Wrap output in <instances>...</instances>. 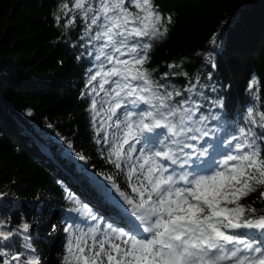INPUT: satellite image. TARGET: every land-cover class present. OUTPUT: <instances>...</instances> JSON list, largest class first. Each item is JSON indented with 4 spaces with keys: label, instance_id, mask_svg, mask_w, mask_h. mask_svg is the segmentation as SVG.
Masks as SVG:
<instances>
[{
    "label": "snow or ice",
    "instance_id": "1",
    "mask_svg": "<svg viewBox=\"0 0 264 264\" xmlns=\"http://www.w3.org/2000/svg\"><path fill=\"white\" fill-rule=\"evenodd\" d=\"M59 11L68 17L66 28L79 18L81 38L93 44L98 70L88 84L98 82L99 90L92 88L91 112L93 119L104 113L96 134H103L115 167L127 169L132 193L107 177L117 199L88 174L114 211L99 217L110 221L107 226L87 220L67 224L61 264H264V208L242 203L264 187V101L258 76L252 75L246 91L259 106L250 105L243 123L232 125L219 113L200 112L202 103L191 96L175 101L151 75L155 69L145 67L152 45L144 38L166 36L172 23L155 0H64ZM55 19L59 26L62 17ZM221 38L214 33L210 43ZM101 93L105 98L98 101ZM222 105L220 100L212 106ZM209 120L216 121L213 128ZM217 128L228 131V137H220ZM67 199L84 217L97 218L75 195ZM257 199L264 202V191ZM21 227L27 233L30 225ZM0 237L8 238L2 231ZM24 255L0 254V264H39Z\"/></svg>",
    "mask_w": 264,
    "mask_h": 264
},
{
    "label": "trees",
    "instance_id": "2",
    "mask_svg": "<svg viewBox=\"0 0 264 264\" xmlns=\"http://www.w3.org/2000/svg\"><path fill=\"white\" fill-rule=\"evenodd\" d=\"M62 2L0 0V187L4 190L0 231L8 237H0V254L24 252L22 259L36 257L39 264H61L67 237L64 228L84 216L67 199L70 178L38 141L94 192L88 174L111 191L114 188L107 177L114 183L120 178L103 134H96L104 113L93 119L91 112L92 88L99 90L97 82L88 84L98 69L93 44L81 38L84 23L79 18L74 26L64 27L68 17L59 11ZM155 3L162 14L172 16V23L167 25L166 36L144 38L152 45L145 67L155 69L153 78L173 92L175 101L191 96L202 103L200 112L205 115L211 111L232 125L243 123L248 107L259 106L246 91L253 74L260 79L264 101V0ZM57 15L62 17L59 26ZM214 33L222 37L215 45L210 43ZM177 91L181 96H175ZM101 99L103 93L97 97ZM220 100L222 107L212 106ZM215 125L216 121H208L209 128ZM217 134L229 135L220 128ZM260 191L264 187L242 203L264 208V202L257 199ZM40 197H50L51 203L41 206ZM23 223L30 225L27 233Z\"/></svg>",
    "mask_w": 264,
    "mask_h": 264
},
{
    "label": "rangeland",
    "instance_id": "3",
    "mask_svg": "<svg viewBox=\"0 0 264 264\" xmlns=\"http://www.w3.org/2000/svg\"><path fill=\"white\" fill-rule=\"evenodd\" d=\"M107 66V65H106ZM97 84H98V82H97ZM105 87H109L108 85H105ZM103 97H104V94H103ZM105 98V97H104ZM105 108L107 109V105L105 104ZM118 111H123V109H121V110H118ZM111 131H112V129H111ZM42 143V142H41ZM40 144V143H39ZM44 146V145H43ZM42 149V151H44V149L43 148H45V147H42V145L40 146ZM47 147V146H46ZM137 147H139V145H137ZM40 150V149H39ZM52 161V160H51ZM53 162V161H52ZM127 169L126 168H123L122 167V169L120 170V172H119V175L121 176V179H117L116 180V178H115V183H116V186L121 190V191H123V192H125V193H127V194H129V195H132V193H131V191H130V187H129V185H128V179H127ZM82 193H84V196H85V198H88V200H91V201H98L97 199H94V198H92L90 195L91 194H89L87 191H88V188L85 186V185H79L78 184V187H77ZM77 188H76V190H77ZM68 192L70 193V194H72V195H77L79 198L80 197H82L81 196V194L79 195L78 194V191H76V192H73V189H69L68 190ZM86 192L88 193V194H86ZM74 193V194H73ZM0 194L2 195V194H4V190L0 187ZM5 196V195H4ZM38 200H39V202H40V205L41 206H43V207H46L47 205H49L50 203H51V199H50V197H40V198H38ZM85 204H86V200L85 199H83L82 200ZM89 206V205H88ZM90 207V206H89ZM101 208H103V210H107L108 208L109 209H111V210H113L114 211V209L112 208V207H106V206H100ZM127 207V206H126ZM113 211H110L111 213L113 212ZM94 212H96L95 210H94ZM95 216L97 217V215L95 214ZM101 219L99 218V217H97L96 219H92V217L90 218V219H88V221H87V224L88 225H91V226H97V225H100L101 226ZM36 225H37V227L39 226V223H38V221L36 222ZM56 225V224H55ZM56 227H57V225H56ZM46 237L48 238L49 237V233L48 232H46Z\"/></svg>",
    "mask_w": 264,
    "mask_h": 264
}]
</instances>
